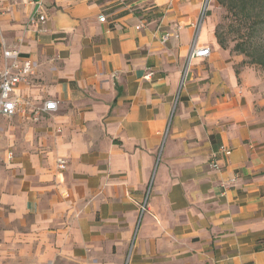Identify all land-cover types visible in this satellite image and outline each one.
<instances>
[{
	"label": "crops",
	"instance_id": "obj_1",
	"mask_svg": "<svg viewBox=\"0 0 264 264\" xmlns=\"http://www.w3.org/2000/svg\"><path fill=\"white\" fill-rule=\"evenodd\" d=\"M203 3L0 0L35 62L0 117V264H264V79Z\"/></svg>",
	"mask_w": 264,
	"mask_h": 264
},
{
	"label": "rangeland",
	"instance_id": "obj_2",
	"mask_svg": "<svg viewBox=\"0 0 264 264\" xmlns=\"http://www.w3.org/2000/svg\"><path fill=\"white\" fill-rule=\"evenodd\" d=\"M210 5L223 48L243 55L241 63L256 67L264 79V0H211ZM1 39L0 31V51Z\"/></svg>",
	"mask_w": 264,
	"mask_h": 264
},
{
	"label": "built area",
	"instance_id": "obj_3",
	"mask_svg": "<svg viewBox=\"0 0 264 264\" xmlns=\"http://www.w3.org/2000/svg\"><path fill=\"white\" fill-rule=\"evenodd\" d=\"M211 0H204L202 17L205 16ZM44 19V15H40ZM102 21L105 20L104 15H100ZM169 33H166L164 39L167 40ZM210 54L209 47H197L196 43L190 47L189 60L195 57H207ZM35 62L32 59L22 57V53L17 47H8L3 43L2 47V60L0 63V116L13 117L16 114L17 107L21 104L22 99L19 97L15 88L21 82L28 81L29 77L34 73ZM27 102V101H26ZM29 103V102H28ZM58 108L56 100H46L43 106L34 107L33 118L38 120L44 112H52ZM220 154L230 155L231 149L221 146L217 151H214L211 156V164L213 167L218 168V156ZM11 157V155H10ZM59 167H66V160L59 159ZM147 209L146 202L141 205V210L144 212Z\"/></svg>",
	"mask_w": 264,
	"mask_h": 264
},
{
	"label": "trees",
	"instance_id": "obj_4",
	"mask_svg": "<svg viewBox=\"0 0 264 264\" xmlns=\"http://www.w3.org/2000/svg\"><path fill=\"white\" fill-rule=\"evenodd\" d=\"M216 36H217V39H218L219 44H220L222 47H224V43H223V41L220 39L219 35L216 34ZM236 46H238V44H237ZM0 48H1V42H0ZM1 60H2V51H0V63H1ZM260 63H263V62L260 61Z\"/></svg>",
	"mask_w": 264,
	"mask_h": 264
}]
</instances>
